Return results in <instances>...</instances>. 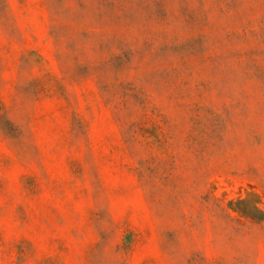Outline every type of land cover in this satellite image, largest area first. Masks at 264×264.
Returning <instances> with one entry per match:
<instances>
[{
  "label": "rangeland",
  "instance_id": "rangeland-1",
  "mask_svg": "<svg viewBox=\"0 0 264 264\" xmlns=\"http://www.w3.org/2000/svg\"><path fill=\"white\" fill-rule=\"evenodd\" d=\"M0 264H264V0H0Z\"/></svg>",
  "mask_w": 264,
  "mask_h": 264
}]
</instances>
